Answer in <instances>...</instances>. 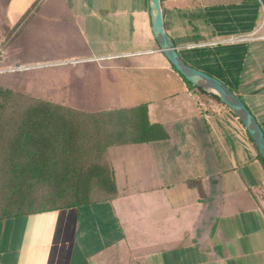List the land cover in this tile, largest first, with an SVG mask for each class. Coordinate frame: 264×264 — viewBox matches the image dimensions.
Wrapping results in <instances>:
<instances>
[{"label":"crops","instance_id":"obj_1","mask_svg":"<svg viewBox=\"0 0 264 264\" xmlns=\"http://www.w3.org/2000/svg\"><path fill=\"white\" fill-rule=\"evenodd\" d=\"M180 57L264 133V0H161ZM234 41L226 42L227 39ZM0 86L75 113L145 105L159 141L108 146L105 201L0 220V264H264V167L158 50L149 0H0Z\"/></svg>","mask_w":264,"mask_h":264},{"label":"trees","instance_id":"obj_2","mask_svg":"<svg viewBox=\"0 0 264 264\" xmlns=\"http://www.w3.org/2000/svg\"><path fill=\"white\" fill-rule=\"evenodd\" d=\"M99 116L116 128L106 131L110 143L96 141L90 157L82 137L85 120L94 130L96 116L0 88V220L110 199L116 190L102 159L105 149L165 137L160 125L147 120L145 105Z\"/></svg>","mask_w":264,"mask_h":264},{"label":"water","instance_id":"obj_3","mask_svg":"<svg viewBox=\"0 0 264 264\" xmlns=\"http://www.w3.org/2000/svg\"><path fill=\"white\" fill-rule=\"evenodd\" d=\"M160 3L161 0H149L151 33L158 50L176 73L187 83L197 90L218 99L221 104L229 109L244 127L264 167V133L255 117L251 114L243 101L223 82L199 69L193 68L180 57L174 42L164 30Z\"/></svg>","mask_w":264,"mask_h":264},{"label":"rangeland","instance_id":"obj_4","mask_svg":"<svg viewBox=\"0 0 264 264\" xmlns=\"http://www.w3.org/2000/svg\"><path fill=\"white\" fill-rule=\"evenodd\" d=\"M1 77H3V76L1 75L0 79H1ZM0 88L5 89L2 86H0ZM13 92H15L16 94L21 95V96H26L25 94H21V93H18L16 91H13ZM27 97H29V96H27ZM87 120H85V126H86L85 134L82 137L83 148L89 154L90 157H93L94 153L96 151V145H97L96 141H97V143H99V142H103L104 140H106L107 141L106 143H110L111 140L107 139V137H106L107 133L111 132V129L114 130L116 127L114 125L107 124L108 119L106 117L98 115V117L93 118V120L98 121V125H95V129L92 130L89 127L90 121H87ZM107 130L109 132H106ZM84 155L86 156V154H84ZM90 162H91V160H90V158H88V160H85V165L88 166L90 164Z\"/></svg>","mask_w":264,"mask_h":264},{"label":"built area","instance_id":"obj_5","mask_svg":"<svg viewBox=\"0 0 264 264\" xmlns=\"http://www.w3.org/2000/svg\"><path fill=\"white\" fill-rule=\"evenodd\" d=\"M231 41H234V39L230 38V39H227L226 42H231ZM3 51H4V44L0 42V58L3 54ZM16 71V69H8V70H2L0 69V74L4 73V72H14Z\"/></svg>","mask_w":264,"mask_h":264}]
</instances>
